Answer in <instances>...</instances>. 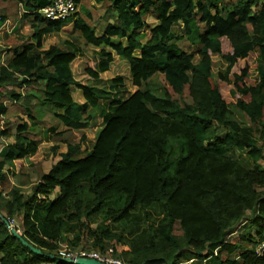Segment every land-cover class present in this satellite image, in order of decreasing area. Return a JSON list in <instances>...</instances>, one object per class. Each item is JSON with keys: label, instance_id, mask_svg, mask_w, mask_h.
Masks as SVG:
<instances>
[{"label": "trees", "instance_id": "16d2710c", "mask_svg": "<svg viewBox=\"0 0 264 264\" xmlns=\"http://www.w3.org/2000/svg\"><path fill=\"white\" fill-rule=\"evenodd\" d=\"M54 1L0 0V25L18 17L21 6V19L30 20L32 29L9 60H0V95L6 91L15 104L38 99L66 131L86 128L96 112L102 126L90 151L82 150L83 135L39 180L29 178L30 193L21 185L10 186L6 195L0 190V264H68L59 252L89 250L87 241L102 254L112 248L111 257L122 264H264L257 253L264 241V3L93 0L106 5L112 20L98 34L86 8L87 19L79 11L64 20L45 18L41 10ZM69 25L76 39L102 48L84 70L91 84L75 77L73 63L82 52L77 43L45 48L47 36ZM184 40L198 49L197 62L180 47ZM252 54L255 79L245 61ZM115 55L128 63L131 85L138 88L127 97L123 76L102 78ZM214 56L226 64L216 82ZM156 75L165 81L160 96L147 88ZM227 84L236 102L224 97ZM34 86L39 93L20 91ZM75 90L83 102L75 100ZM26 110L30 122L0 131L15 138L0 152L3 190L14 163L39 151L40 141L28 133L37 116ZM234 110L250 125L237 120ZM7 111L1 102L0 116ZM236 151L245 154L235 158ZM154 211L161 219L146 226ZM16 218L21 236L41 254L12 235L8 224ZM138 231L131 242L127 237ZM235 232L238 240L229 241Z\"/></svg>", "mask_w": 264, "mask_h": 264}, {"label": "rangeland", "instance_id": "374dc122", "mask_svg": "<svg viewBox=\"0 0 264 264\" xmlns=\"http://www.w3.org/2000/svg\"><path fill=\"white\" fill-rule=\"evenodd\" d=\"M259 3L263 4L264 0H258ZM83 8H86L87 12L91 14V18H89V22L92 26L96 27L97 33H102V28L107 25V23L112 20L110 17L105 15L106 5H99L95 3L93 0H82V5H79L78 11L83 13V16L87 19V15L83 12ZM23 15V10L21 6L19 7V15L18 17L14 16L9 20V23L6 25H0V60L6 62L9 60L13 55L14 46L18 44L19 39L21 36H29L32 33V29L30 26V20H23L21 19ZM174 32L177 34L179 29L175 27ZM78 33L74 31L73 26L69 25L60 33H54L49 35L45 39V48H49L52 45H61L64 46L66 41L75 42L82 48L81 54L78 55V58L73 63V70L75 73L76 79L83 83V84H91L92 80L85 74L84 70L88 66H93L95 64L96 56L99 57V52L102 48H94L90 45H87L83 41L78 39ZM22 39V38H21ZM180 47L188 53H192L195 55L196 62L199 60V56L197 54V50L195 46L191 45V43L187 40L180 42ZM257 55L252 54L249 58L245 61L248 65L252 67L251 78L255 79V71L254 65L256 64ZM214 67H213V81L216 82L217 74L219 70L225 68L226 64L222 63L218 56L213 57ZM115 76H123L126 79V83L128 85V90L124 92V96L127 97L130 93L135 92L138 88L133 87L130 82V67L128 63L124 60H121L118 56L115 55V60L111 65V69L109 72L103 74L102 78L104 80H109ZM152 81V82H151ZM150 82V85L147 88H150L155 94L162 95V88L165 87V81L162 75H156ZM105 81L101 82L100 85L105 86ZM233 90V85L227 84L222 89V93L226 98L227 102H236V99L232 97L231 91ZM20 91L24 93L32 92V93H39V88L34 86L30 88H24ZM7 92L3 91L2 95H0V103L3 102L8 106V111L5 116H0V131L7 130L11 125L15 127L17 124L24 122H30L28 117V112L26 108L31 109L34 115L37 116V120L35 121L36 127L29 130V137L32 139H36L40 141V147L38 153L33 156L29 157L28 159L22 161H16L14 166L9 171V183H7L6 190L0 188V190L5 191L3 192L5 195L8 193L7 191L10 189V186L13 185H21L24 187L23 191L30 193L31 187L28 183L29 178L32 179L33 182L39 180V177L43 173L49 172L51 167L54 163H56L60 159V154L67 151V144L68 143H77L83 137L86 136V140L82 145V150L84 152L90 151L92 148L97 132L100 130L102 126V116L100 113L96 112V116L88 122L87 127L82 129L81 131L72 130L66 131L67 128L63 125H58L53 118V114L50 109L40 107L38 99H29L23 100L21 102H17L16 104L11 102L9 98H6ZM4 96V97H3ZM74 98L78 102H83V97L80 91L75 90ZM235 118L243 123L244 126L250 125L248 118L245 117L243 114L238 113L234 110ZM20 118V119H19ZM15 129V128H14ZM14 129L12 131H14ZM49 130L48 133H45ZM223 129H219L220 134H224ZM63 134L59 137L58 134ZM15 141V138L12 137H1L0 136V152L1 148L4 145L11 144ZM55 146H59L57 151H53ZM244 152H233L231 155L235 158H242L244 156ZM1 160V159H0ZM16 174V175H14ZM11 174V175H10ZM12 184V185H11ZM150 221L146 224L149 226L151 224H155L159 219H161L160 214L157 212H152ZM135 222V220H133ZM132 222V223H133ZM131 223V224H132ZM14 227L19 228L18 230L22 229L21 220L16 218L13 221ZM99 222L93 223L91 226L96 228ZM130 224V225H131ZM144 224H142L144 226ZM21 231V230H20ZM255 235V230H253ZM127 233V231H125ZM175 234L180 235L181 229L179 225L175 227ZM240 232H235L228 237L229 241L238 240ZM140 236V231L135 232L134 235L128 236L127 238L133 242L136 240L137 237ZM91 249V242L87 241L86 244L83 246ZM82 249V246L80 247ZM85 249V248H83ZM87 250V249H86ZM97 252V251H95ZM100 253V252H98ZM108 253V252H107ZM106 253V255H108ZM236 257V255L234 256ZM189 263V262H188ZM187 263V264H188ZM193 261L191 262V264ZM208 264H214L211 259L206 261ZM197 264V262L195 263Z\"/></svg>", "mask_w": 264, "mask_h": 264}, {"label": "built area", "instance_id": "2783aa9c", "mask_svg": "<svg viewBox=\"0 0 264 264\" xmlns=\"http://www.w3.org/2000/svg\"><path fill=\"white\" fill-rule=\"evenodd\" d=\"M77 11H78V5L76 4L75 0H55L53 4L42 9L41 14L45 18L50 19V20H64V19L71 17ZM0 21H1V17H0ZM7 23H5L4 25H6ZM10 226L14 227L13 221L10 222ZM18 231L20 232V230ZM111 253H113L112 248L108 250V253H107L108 255H106V253L102 254V253H98L95 251H89L86 249L72 250V249H69L68 247H64L59 252V256L64 259L68 258V259L75 260L76 258L81 257V258L95 259L100 262L108 263V264H122L120 260H117L111 257ZM257 253L259 256L264 255V241L258 246Z\"/></svg>", "mask_w": 264, "mask_h": 264}, {"label": "water", "instance_id": "95a60500", "mask_svg": "<svg viewBox=\"0 0 264 264\" xmlns=\"http://www.w3.org/2000/svg\"><path fill=\"white\" fill-rule=\"evenodd\" d=\"M0 217H2V215L0 214ZM9 230L12 233L13 236H15L25 247H27L28 249H30L31 251H33L36 254H41V251L39 249H37L36 247H34L32 244H30L29 242H27L20 234L19 231H17L14 227L10 226L8 224ZM62 261L68 263V264H108V263H103L100 262L98 260L95 259H90V258H76L75 260L72 259H68V258H62Z\"/></svg>", "mask_w": 264, "mask_h": 264}, {"label": "crops", "instance_id": "0c3cea01", "mask_svg": "<svg viewBox=\"0 0 264 264\" xmlns=\"http://www.w3.org/2000/svg\"><path fill=\"white\" fill-rule=\"evenodd\" d=\"M82 102V101H81Z\"/></svg>", "mask_w": 264, "mask_h": 264}]
</instances>
